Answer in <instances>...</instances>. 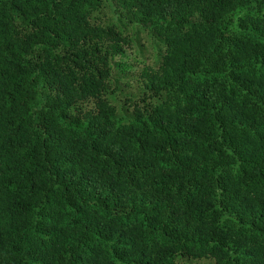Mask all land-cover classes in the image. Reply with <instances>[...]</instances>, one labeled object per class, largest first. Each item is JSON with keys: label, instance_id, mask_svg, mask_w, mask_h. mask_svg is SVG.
Returning <instances> with one entry per match:
<instances>
[{"label": "trees", "instance_id": "16d2710c", "mask_svg": "<svg viewBox=\"0 0 264 264\" xmlns=\"http://www.w3.org/2000/svg\"><path fill=\"white\" fill-rule=\"evenodd\" d=\"M196 260L264 264V0H0V264Z\"/></svg>", "mask_w": 264, "mask_h": 264}, {"label": "rangeland", "instance_id": "374dc122", "mask_svg": "<svg viewBox=\"0 0 264 264\" xmlns=\"http://www.w3.org/2000/svg\"><path fill=\"white\" fill-rule=\"evenodd\" d=\"M104 17L113 21L116 25L124 27V29L130 34L133 44L130 50L126 51V63L134 70L141 69L143 67L144 60L146 62L153 61L156 53L161 49V45L155 37L150 36L145 29L139 26L134 21H131L129 17L123 15L120 8L113 1H108L103 10ZM131 75V74H130ZM129 75V77H131ZM124 79H128V75H121ZM117 77V76H116ZM115 77V78H116ZM135 85V83H133ZM137 89L135 87L127 89L126 85L121 83L120 88L115 94V104L119 113H123L125 108L124 98L129 94H135ZM188 264H213L207 260L189 261Z\"/></svg>", "mask_w": 264, "mask_h": 264}]
</instances>
